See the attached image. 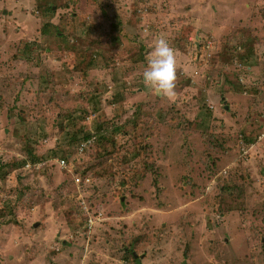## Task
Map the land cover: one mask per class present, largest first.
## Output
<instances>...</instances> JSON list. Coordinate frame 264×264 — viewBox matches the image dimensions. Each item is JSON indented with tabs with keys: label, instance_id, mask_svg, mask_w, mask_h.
I'll list each match as a JSON object with an SVG mask.
<instances>
[{
	"label": "rangeland",
	"instance_id": "1",
	"mask_svg": "<svg viewBox=\"0 0 264 264\" xmlns=\"http://www.w3.org/2000/svg\"><path fill=\"white\" fill-rule=\"evenodd\" d=\"M140 263L264 264V0H0V264Z\"/></svg>",
	"mask_w": 264,
	"mask_h": 264
},
{
	"label": "clouds",
	"instance_id": "2",
	"mask_svg": "<svg viewBox=\"0 0 264 264\" xmlns=\"http://www.w3.org/2000/svg\"><path fill=\"white\" fill-rule=\"evenodd\" d=\"M142 73L147 87L161 94L169 101L176 96V56L173 47L164 34L154 37Z\"/></svg>",
	"mask_w": 264,
	"mask_h": 264
},
{
	"label": "trees",
	"instance_id": "3",
	"mask_svg": "<svg viewBox=\"0 0 264 264\" xmlns=\"http://www.w3.org/2000/svg\"><path fill=\"white\" fill-rule=\"evenodd\" d=\"M38 5H40V4H38ZM45 6H47V11L49 10V11H53V12H55V7H54V5L53 4H51V3H48V4H46ZM48 26H53V24L51 23V21H48L45 25H44V27H42L43 28V31H44V33L47 31V27ZM43 33V34H44ZM242 42H244V41H241V43ZM72 46L70 45V44H68L67 45V49H66V51H67V54H71V48ZM81 61H83V59L81 60ZM85 69L83 70V72H84V74H86V72H87V70H89V69H91V68H93V67H96L97 66V64L95 63V59H90V60H88L85 64ZM211 110H208V112H210ZM84 116V115H83ZM81 118V117H80ZM62 125V127H63V140L65 141V142H67V140H68V138L70 137V134H72V132H73V130L71 131V132H69V134L67 133V127H65L63 124H61ZM67 126H68V124H67ZM121 128V126L120 127H118V129H120ZM89 137V135H84L83 137H81V139L82 140H86L87 138ZM80 139V140H81ZM81 140V141H82ZM80 141V142H81ZM55 148V147H54ZM59 148V147H58ZM55 153H57V149L55 150ZM138 153L137 152H135L134 154H133V158L132 159H130V161H134V163H136L135 165H133V167H134V169L135 170H139L140 172H139V175L136 177V176H134V179H135V181L136 180H138V178L140 177H142V171H141V169H142V167H141V165L139 164V161H137V159H135L136 158V155H137ZM30 157H31V159H32V162H37L38 160H41V158H39V157H35V156H33L32 157V155H31V153H30ZM23 163H24V161H22ZM25 164V163H24ZM29 164H31L30 162H29ZM145 167V166H144ZM129 170V169H128ZM129 171H131V170H129ZM132 173V172H131ZM236 188L239 190V187H237L236 186ZM226 189V188H225ZM220 202H223V201H225V200H227V201H229L230 199L232 200H239L240 198H241V194L240 193H238V195H236V194H234V192H231V190H227L226 189V192H224V193H221L220 194ZM231 203V202H230ZM222 208V207H221ZM126 247H128V248H126L127 250L129 249V250H131L130 248V246L128 245V246H126ZM127 250H126V252H127ZM131 254H132V257L133 258H135V260H138L139 261V258L136 256L137 255V253H134V251H131ZM125 258H128V256H126ZM141 264V263H140Z\"/></svg>",
	"mask_w": 264,
	"mask_h": 264
},
{
	"label": "built area",
	"instance_id": "4",
	"mask_svg": "<svg viewBox=\"0 0 264 264\" xmlns=\"http://www.w3.org/2000/svg\"><path fill=\"white\" fill-rule=\"evenodd\" d=\"M61 162L65 163V160L62 159ZM28 165H30V164H28ZM75 180H77V182H80L82 179H81V177L78 176V177L75 178ZM84 180H85V182H91V178L89 176L85 177Z\"/></svg>",
	"mask_w": 264,
	"mask_h": 264
},
{
	"label": "crops",
	"instance_id": "5",
	"mask_svg": "<svg viewBox=\"0 0 264 264\" xmlns=\"http://www.w3.org/2000/svg\"><path fill=\"white\" fill-rule=\"evenodd\" d=\"M253 2H255V1H253Z\"/></svg>",
	"mask_w": 264,
	"mask_h": 264
}]
</instances>
